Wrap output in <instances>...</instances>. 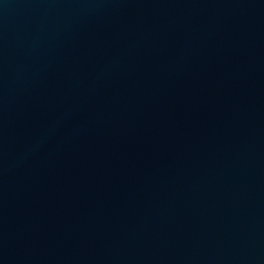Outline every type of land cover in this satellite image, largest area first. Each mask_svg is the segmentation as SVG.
<instances>
[{
	"label": "water",
	"instance_id": "1",
	"mask_svg": "<svg viewBox=\"0 0 264 264\" xmlns=\"http://www.w3.org/2000/svg\"><path fill=\"white\" fill-rule=\"evenodd\" d=\"M0 264H264V0H0Z\"/></svg>",
	"mask_w": 264,
	"mask_h": 264
}]
</instances>
